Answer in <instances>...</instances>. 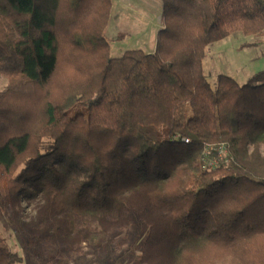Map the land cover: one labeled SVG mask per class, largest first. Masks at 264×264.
<instances>
[{
    "label": "trees",
    "instance_id": "1",
    "mask_svg": "<svg viewBox=\"0 0 264 264\" xmlns=\"http://www.w3.org/2000/svg\"><path fill=\"white\" fill-rule=\"evenodd\" d=\"M161 1L155 52L114 58L113 0H0V205L30 245L101 264L133 216L138 264H264V72H204L209 45L264 34V0Z\"/></svg>",
    "mask_w": 264,
    "mask_h": 264
},
{
    "label": "rangeland",
    "instance_id": "2",
    "mask_svg": "<svg viewBox=\"0 0 264 264\" xmlns=\"http://www.w3.org/2000/svg\"><path fill=\"white\" fill-rule=\"evenodd\" d=\"M161 0H113L111 24L107 37L112 45V57H120L126 50L141 49L147 53L156 50L157 35L161 30ZM204 72L210 85L215 88L217 78L226 75L240 85L264 72V34L246 36L236 32L230 37L211 44L206 50ZM8 80L0 76V91L7 86ZM42 204L40 197L23 200L21 216L27 222L36 217ZM132 226L112 236L111 253L104 264H138L148 227L136 217ZM94 229L97 224H93ZM0 234L10 249L23 258L20 264H101L86 247L81 253L66 248L49 247L38 243L30 245L29 237L19 231L10 209L0 205ZM82 262V263H81Z\"/></svg>",
    "mask_w": 264,
    "mask_h": 264
},
{
    "label": "built area",
    "instance_id": "3",
    "mask_svg": "<svg viewBox=\"0 0 264 264\" xmlns=\"http://www.w3.org/2000/svg\"><path fill=\"white\" fill-rule=\"evenodd\" d=\"M182 141L187 143V144L190 142V140H188V139H183ZM220 152H221L220 153V158H222V159L224 158L225 159L224 153L222 151H220ZM216 165H217V161L216 160L208 162V166L211 167V168H214Z\"/></svg>",
    "mask_w": 264,
    "mask_h": 264
},
{
    "label": "crops",
    "instance_id": "4",
    "mask_svg": "<svg viewBox=\"0 0 264 264\" xmlns=\"http://www.w3.org/2000/svg\"><path fill=\"white\" fill-rule=\"evenodd\" d=\"M155 52V51H152V53Z\"/></svg>",
    "mask_w": 264,
    "mask_h": 264
}]
</instances>
